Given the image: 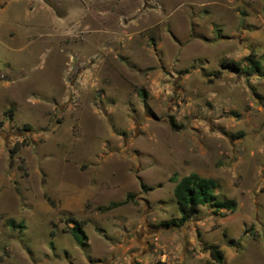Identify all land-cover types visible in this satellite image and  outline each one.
<instances>
[{
	"label": "rangeland",
	"instance_id": "obj_1",
	"mask_svg": "<svg viewBox=\"0 0 264 264\" xmlns=\"http://www.w3.org/2000/svg\"><path fill=\"white\" fill-rule=\"evenodd\" d=\"M0 122V264H264V0H0Z\"/></svg>",
	"mask_w": 264,
	"mask_h": 264
},
{
	"label": "trees",
	"instance_id": "obj_2",
	"mask_svg": "<svg viewBox=\"0 0 264 264\" xmlns=\"http://www.w3.org/2000/svg\"><path fill=\"white\" fill-rule=\"evenodd\" d=\"M248 67L250 71H259L261 69V63L259 60L250 59ZM219 68V70L213 71L211 76L218 78L221 70L238 72L243 69L239 61L229 60H223L219 64ZM11 112L12 110L10 109L5 111L4 114L11 116ZM169 181L174 184L172 192L177 210L180 214L179 219L176 222H173V225L175 226H181L187 220L192 218L198 206L212 207L215 215H223L222 213L224 212H233L235 210L236 204L234 200L217 199L215 191L218 184L213 178L202 177L197 173L192 172L180 178H177L174 174L169 178ZM140 187L143 191H152L154 189V187L145 186L142 183H140ZM64 221L66 224L70 225L69 233L72 239L79 246H83L86 240V236L83 231L84 222L73 217L65 218ZM8 223L13 225L12 221H9ZM223 236L226 237V233H223ZM227 241L231 247L237 245V241L233 238H228ZM203 249L209 253L211 260L210 264H222L223 254L218 245L207 244L203 247Z\"/></svg>",
	"mask_w": 264,
	"mask_h": 264
}]
</instances>
